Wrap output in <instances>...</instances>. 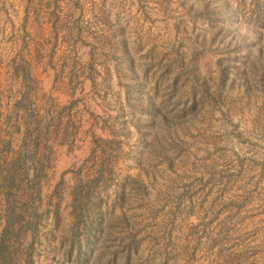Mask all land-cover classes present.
I'll use <instances>...</instances> for the list:
<instances>
[{
  "label": "rangeland",
  "instance_id": "obj_1",
  "mask_svg": "<svg viewBox=\"0 0 264 264\" xmlns=\"http://www.w3.org/2000/svg\"><path fill=\"white\" fill-rule=\"evenodd\" d=\"M0 141V264H264V0H0Z\"/></svg>",
  "mask_w": 264,
  "mask_h": 264
},
{
  "label": "trees",
  "instance_id": "obj_2",
  "mask_svg": "<svg viewBox=\"0 0 264 264\" xmlns=\"http://www.w3.org/2000/svg\"><path fill=\"white\" fill-rule=\"evenodd\" d=\"M0 143L3 144V145H4V144L9 145L8 142H1V141H0ZM23 145H25V147H27L26 143H25V144L23 143ZM21 148L24 149V147H21ZM17 156L19 157V154H17ZM10 181H13L10 175L7 174V176H6V174H5V175L0 174V183H1L0 185H1V186H3L4 183H5L4 187L7 186V187H6L7 189H11V188L9 187V185L7 184V183H9ZM5 221H6V222H5V226H4L3 231H2V234H3V235L7 234L8 232H11V228H12V224H13V222H14V219H13V217H8L7 220H5ZM2 245H3V244H0L1 249L3 248ZM1 249H0V250H1Z\"/></svg>",
  "mask_w": 264,
  "mask_h": 264
}]
</instances>
